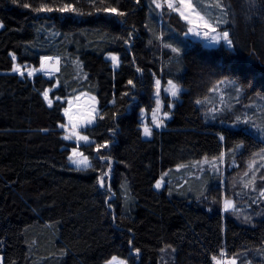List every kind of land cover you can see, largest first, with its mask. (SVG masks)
<instances>
[{
  "label": "trees",
  "instance_id": "trees-1",
  "mask_svg": "<svg viewBox=\"0 0 264 264\" xmlns=\"http://www.w3.org/2000/svg\"><path fill=\"white\" fill-rule=\"evenodd\" d=\"M193 2L219 17L232 47L184 41L180 19L160 16L153 0H0V264H105L114 256L129 264L264 263V205L255 220H238L221 211L230 196L219 176H187L221 155L237 164L227 178L241 176L264 154L238 126L240 109L213 121L204 111L221 82L234 85L232 98L262 109L264 0ZM66 3L83 15L57 11ZM106 7L125 15L97 11ZM109 53L119 57L116 69ZM12 56L35 70L55 56L59 70L53 79L21 78ZM156 78L182 92L163 106L165 127L146 140L140 114L154 107ZM55 84L51 98H96V122L82 131L91 142L78 148L85 169L69 161L73 145L59 126L65 104L49 107L42 96ZM165 172L172 183L155 190Z\"/></svg>",
  "mask_w": 264,
  "mask_h": 264
},
{
  "label": "rangeland",
  "instance_id": "rangeland-1",
  "mask_svg": "<svg viewBox=\"0 0 264 264\" xmlns=\"http://www.w3.org/2000/svg\"><path fill=\"white\" fill-rule=\"evenodd\" d=\"M198 1V0H197ZM161 7H156V3H154L158 13L160 16L164 15L165 18H168L170 16H177L180 21L184 25V32L182 33L181 38L186 41H197L201 42L206 47L209 48H215L218 46H224L229 48L224 41H220L219 43H214L211 40V36L217 35L222 33L223 31H226L225 29H221L219 26L222 25V21L219 19L217 15L213 16L209 13V11H206L205 13H202V9L200 10L197 6L194 4L193 0H171L172 8L168 7V3L166 0H159ZM199 3V2H198ZM200 5V3H199ZM190 6V7H189ZM175 9V10H174ZM183 12L184 15L187 17V19H182L180 13ZM160 23L162 21L160 20ZM207 23L214 27L216 29L215 32L209 31L208 28L204 27L203 25ZM191 29V31L189 30ZM199 33V35H197ZM205 33H207V36H205ZM160 40L162 41V37H160ZM161 42V48H163ZM111 56L117 57V64L114 65L112 60L110 59ZM13 57V56H12ZM46 58H56L57 68L55 70L53 69H45L44 66L47 63L45 60ZM105 59L110 61L111 66L113 68H117L120 64L119 57L115 54H106ZM43 61V62H42ZM17 66L20 68V72H14V74H17L19 77L28 78L29 80H32L36 75H42L43 77L47 79H53V75L59 70L60 65V59L58 57H43L40 62V67L38 69H32L28 66H20L16 63ZM31 71L33 75L31 77L28 76V72ZM21 73H23V76H21ZM156 81H159V99L161 101V107L159 112H157L156 116L158 119L163 120V126L157 128L153 124V110L156 109V99H157V87H156ZM226 82V81H224ZM221 82L220 85H217L215 89L213 90L209 100L204 105V111L206 116L208 117L209 121H213L219 116L223 117L225 113L230 114L231 116H234L233 114L237 113V109L241 110L240 115L237 118V121H242L243 124L238 123V126L243 128V130L249 134H251L254 138L259 140L264 144V100L261 96L257 95L256 97L261 100L263 107L262 109H259L254 103H244L242 99H238L236 97H231V95L237 93V90L235 89L234 85H226V83ZM155 91L153 94V98L155 101L154 107L151 111L148 113L142 111L140 114V121L142 123L141 125V133L142 138L146 140H150L153 137V130L161 129L165 127V123L167 120L171 118V115H168L167 119H164V110L163 106L166 103L167 105L171 103L173 107V102L178 101L179 95L182 92V90L178 93V96L176 98H173L169 92L165 91V89L169 88V80L162 84V81L160 78L155 79ZM236 86V85H235ZM57 87V84L53 86L51 89H46L45 91L49 92V99L53 102L59 101L63 102L65 104V107L62 111L65 123L63 124L67 131H65V127H60L63 130V136L70 135L71 138L69 140H65L68 143H71L73 145L72 148H70V155L69 157H73L75 160H82L84 156L79 151V146L84 144H89L91 141L88 139L85 140H78L77 135L79 136H85L83 134V129L86 126H92L96 122V118L98 117L99 110L97 108V101L95 96H93L90 93L87 92H80L74 94L72 97L68 98H51L50 93ZM238 87V86H237ZM181 89V88H180ZM239 89V87H238ZM240 90V89H239ZM43 96V95H42ZM44 98V97H43ZM166 100V101H164ZM247 101V100H246ZM46 102V101H45ZM251 102V101H250ZM253 102V101H252ZM48 105V103L46 102ZM170 107V108H172ZM68 110V115H65V110ZM236 109V110H235ZM95 110V111H93ZM235 117V116H234ZM241 117V118H240ZM91 119V123H88L87 121ZM147 125L151 130L152 134L150 136H145L143 134V126ZM228 125V124H227ZM75 126V132L77 135H72L73 128ZM228 128H233V124H230ZM75 149L76 155H73V150ZM264 152V148H263ZM222 157V158H221ZM226 157L224 155H221L218 158L215 159H202L198 163H196L191 169V173H189L187 176L191 177V175H201L204 172H208L209 175H217L220 177V188L223 189V186L225 188L226 195H229V199H226V196H223L221 198V211L222 213H230L233 212L234 217L239 219H244L245 217H248L249 214L254 213V211L259 210L262 205H264V196L261 195L262 192H264V154H261L257 159L252 160L248 163L246 167V171L241 176H235L232 175V177L227 178V171H231L233 167H236L237 164L234 159H231L227 164ZM70 164L76 168V169H85L89 166H84L81 164L79 168L73 163L70 162ZM176 171L179 173L182 171V168H176ZM247 173V175H245ZM168 172H165L162 174L161 178L157 181L161 184L160 188L158 189L156 187V184L154 185L155 190H160L161 187L165 184L166 181H168ZM179 179V178H178ZM165 181V182H164ZM184 181V179H183ZM229 181V184L225 186V182ZM168 182H171L169 180ZM247 185V187H245ZM210 199L212 198V194H208ZM231 201L233 207L230 208L228 211H225V202ZM255 208V209H254ZM260 216L259 212H256L250 217H248L250 220H255V218H258ZM224 256V253L222 254ZM112 259V258H111ZM110 259V260H111ZM118 261H124V264H129L127 261L117 258ZM255 261H249L245 264H264L261 262V257H258V259ZM108 262V261H107ZM107 262L105 264H107ZM216 264H239L238 261L232 259V258H226L222 257L219 261L216 262Z\"/></svg>",
  "mask_w": 264,
  "mask_h": 264
},
{
  "label": "snow or ice",
  "instance_id": "snow-or-ice-1",
  "mask_svg": "<svg viewBox=\"0 0 264 264\" xmlns=\"http://www.w3.org/2000/svg\"><path fill=\"white\" fill-rule=\"evenodd\" d=\"M14 2H15V0H14ZM93 2H94V0H93ZM103 2H104V0H101V3H103ZM153 2L156 3V7H161V4H160L159 0H153ZM166 2L168 3V7L169 8H172L171 0H166ZM182 3H183V0H182ZM28 6L29 5H27V4L24 5V7H28ZM101 10L104 11V12H106V13L113 14V15H118V16L125 15L124 12L118 11V9L115 8V7H106V8H103V9L97 8V11H101ZM39 11H52V9L51 8H47L46 9V8H43L42 7L41 9H39ZM57 11H60V12H75L78 15H83V13H81L77 9L73 8L71 3H66L63 8H59V9H57ZM89 14H91V13H89ZM180 15H181V18L182 19H187V17L184 15L183 12H181ZM203 26L206 27V28H208L209 31H211V32H215L216 31V29L214 27H212L211 25H209L207 23H205ZM0 27H3V25L0 24ZM189 30L191 31V29H189ZM197 35H199V33H197ZM205 36H207V33H205ZM211 40L214 43H219L222 40V41H224L226 43V45L229 48L232 47V41L230 40L229 33L227 31H223L220 34L211 36ZM165 47H168V45H165ZM172 51L173 52H178V49L173 48ZM12 59H13V62H14L13 63L12 70L14 72H20L19 66H17L15 64L16 57L13 56ZM46 59H50V58H46ZM110 59L112 60V62H113L114 65L117 64L118 60H117V57L116 56H111ZM137 71H140V69H137ZM32 75H33V73L31 71H29L28 72V76L31 77ZM21 76H23V73H21ZM129 84H132V81H129ZM159 84H160V82L159 81H156V87H157L156 105H157V107H156V109L153 110V121H152L153 124L157 128L163 126V120L162 119H158L157 116H156L157 112H159L160 107H161V101L159 99ZM165 91L169 92V94L173 98H176L178 96V93L181 91V89H180V87L178 85L174 84L172 81H169V88L165 89ZM42 95L44 97V100L48 103V106L49 107H52V101L49 99V92L48 91H44L42 93ZM197 103H200V101H197ZM168 107H172L171 103L168 104ZM93 111H95V110H93ZM65 115L66 116L68 115V110L67 109L65 110ZM168 115H169L168 112H164V114H163L164 119H167L168 118ZM87 122L88 123H91L92 121H91V119H89ZM59 126L60 127H65L63 124H61ZM44 131H46V129ZM65 131H67V128L66 127H65ZM143 134L145 136H150L152 134V130L147 125H144L143 126ZM72 135H77L76 132H75V126L73 128ZM70 138H71L70 135L63 136V139L64 140H69ZM77 139L78 140H85V141H87L88 140V137L87 136H79V135H77ZM73 155H76L75 149L73 150ZM69 161L71 163L75 164L77 166V168H79L81 166V164H83L84 166H88V158L87 157H84L82 160H75V159H73V157L70 156L69 157ZM108 166L109 167L111 166V161L110 160L108 161ZM104 175H107V173H105ZM245 175H247V173ZM99 182L101 183V186H104L103 176H101L99 178ZM160 186H161V184L159 182H157L156 187L159 189ZM245 187H247V185H245ZM261 195L264 196V192H262ZM232 207H233V205H232L231 201H226L225 202V211H228ZM248 219H249L248 217H245V220H248ZM107 264H124V261H118L117 258L114 256V257H112L111 260H109L107 262Z\"/></svg>",
  "mask_w": 264,
  "mask_h": 264
},
{
  "label": "bare ground",
  "instance_id": "bare-ground-1",
  "mask_svg": "<svg viewBox=\"0 0 264 264\" xmlns=\"http://www.w3.org/2000/svg\"><path fill=\"white\" fill-rule=\"evenodd\" d=\"M47 63L45 64L44 68L45 69H53L55 70L57 68V63H56V58H50V59H45Z\"/></svg>",
  "mask_w": 264,
  "mask_h": 264
}]
</instances>
